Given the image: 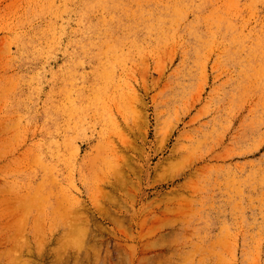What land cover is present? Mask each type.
Masks as SVG:
<instances>
[{
  "label": "rangeland",
  "instance_id": "1",
  "mask_svg": "<svg viewBox=\"0 0 264 264\" xmlns=\"http://www.w3.org/2000/svg\"><path fill=\"white\" fill-rule=\"evenodd\" d=\"M0 264H264V0H0Z\"/></svg>",
  "mask_w": 264,
  "mask_h": 264
}]
</instances>
